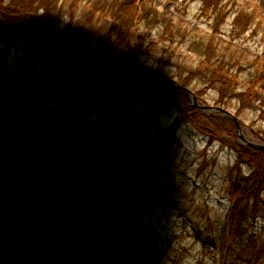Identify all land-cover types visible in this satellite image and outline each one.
I'll use <instances>...</instances> for the list:
<instances>
[{
	"label": "rangeland",
	"instance_id": "obj_1",
	"mask_svg": "<svg viewBox=\"0 0 264 264\" xmlns=\"http://www.w3.org/2000/svg\"><path fill=\"white\" fill-rule=\"evenodd\" d=\"M252 2L258 11L247 7ZM242 3L246 4L243 11L259 12L264 29V0H233L228 6L233 12L226 9L230 12L222 15L223 19L204 16L198 0L182 8H176L177 3L169 0H154L165 17L163 26L173 31L174 40H179L187 30L190 41L214 36L222 45L231 46L242 65L240 73L234 74L236 78L231 83L228 81L229 85L233 84L234 94L248 89L252 80L248 61L260 56L264 49V30L255 36L250 32L231 35L235 10H240ZM88 10L85 2H79L75 20ZM64 20L69 19L61 16L60 24L53 27L47 24L37 32L45 38L54 35L56 27L65 24ZM24 22L27 20L17 23L25 25ZM32 23L28 21V25ZM110 23L109 18H104L99 25ZM213 26L219 27L220 33H215ZM7 29L0 27V48L6 55L0 68V264H57V258L52 255L53 238L58 233L64 235L61 249L73 256L82 248V241L92 238L87 233L89 219L99 216L105 226L98 255L92 257L95 242L88 252L86 260L93 258L92 264H219L218 250L217 261L210 254L202 261L199 257L210 252L225 228L232 204L227 195L229 179H243L250 174L245 162L238 164L239 170L231 171L237 159L232 145H246L243 138L264 145V119L259 117V110L264 108L260 104L264 91L259 90L264 88L252 84L260 100H251L241 109L236 97L220 103L217 87L201 83L202 75L196 70L202 59L187 50L188 43L160 39L163 30L160 25L151 30H134L133 43L139 42L140 35L146 43H156L163 51L173 54L172 63L164 70L174 81L178 82L177 74L194 70V78L187 85L189 90H184L189 101L179 104L187 116L192 113L188 111L191 107H197L204 115L219 114L218 110L199 108L219 106L238 118L239 131L234 139L222 134L220 139L211 141L173 108L148 127L143 128L140 123L128 140L121 141L136 117L145 114L148 105L145 96L131 93L123 83L108 76L80 74L61 62L54 69H42L38 45L46 44L38 39L30 43L21 34ZM162 34L169 36L167 32ZM54 42L55 46L63 44L69 50L80 47L75 40L68 41L59 34L54 36ZM221 55L227 56V51H221ZM223 60L227 66L228 59ZM193 95L196 105L190 104ZM14 101L21 105L14 112L7 111L5 106ZM23 101L30 104L27 112ZM156 139L164 142V155L156 166L147 169L141 162L143 150ZM121 142L129 153L124 171L118 177L122 187L111 201L104 206L102 200L100 209L92 212L89 209L94 205L92 194L101 190L97 179L92 177L100 172L108 153ZM16 148L22 149L19 165L7 167ZM39 164L42 166L39 179L35 182L34 178V186L24 196V214L19 215L13 202L4 196L11 190L17 196L23 190L27 192L25 171L29 167L35 171ZM145 175L149 179H143ZM97 233L94 230L93 237ZM250 234L252 239L264 241L263 192L258 212L247 218L236 248L240 249ZM262 255L261 264H264V252Z\"/></svg>",
	"mask_w": 264,
	"mask_h": 264
},
{
	"label": "trees",
	"instance_id": "obj_2",
	"mask_svg": "<svg viewBox=\"0 0 264 264\" xmlns=\"http://www.w3.org/2000/svg\"><path fill=\"white\" fill-rule=\"evenodd\" d=\"M82 1L89 6V10L79 20H75L78 4ZM169 1L177 3L176 8H182L187 3L196 0ZM198 1L202 3L201 13L207 18L216 16L215 19H218L225 13L233 12V8L228 7L233 0ZM243 7H246L245 3H242L240 10H235L236 13H234L231 22V35H235L236 32L238 36L248 32L254 36L258 35L259 32L264 30L262 20L258 17L259 12L254 14L253 11H243ZM247 7L255 8L256 11L259 10L258 7L253 5V2ZM226 9H230V11H225ZM139 13L140 16L138 17ZM0 15L5 21L10 23H17L32 17L34 18L33 24L38 30L45 26L46 23L50 25L49 27L60 24L63 21L60 22L61 16L68 17L69 20H64L65 24L63 26L60 28L59 26L56 27L57 30L54 35L47 36L53 38L56 34H59L68 41L75 40L80 46L78 49L69 50L62 45L64 50L82 66L120 67L147 62L150 63V66L163 71L167 65L172 63L173 54L167 50L163 51L156 43H146L140 35H138V43L131 41V35L134 30H151L155 26L160 25L163 27L162 33L167 32L169 35L167 37V35L164 36L161 33L160 39L177 41L179 44L188 43L189 47L187 50L190 53L195 52L202 59L198 65L199 69L196 71L202 75L201 83L203 85L217 87L220 103H224L226 98L236 97L239 102V109H241V107L249 105L251 100H260L257 90L253 89L254 87L264 88V49L260 55L263 61H260V56L252 62L248 61L249 65H251L250 76H252L248 89L240 91L239 94H234V90H232L233 84L229 85L228 81L230 80L231 83L236 78L234 74L240 73L242 65L238 57H235V51L231 49V46L222 45L214 36L190 41L187 30L181 33L179 40H174L176 37L173 31L163 26L165 17L154 4V0H0ZM104 18H109L111 23L107 26H100L99 23ZM8 29L29 35L33 39L37 37L31 26H8ZM212 29L215 33H220L219 27L213 26ZM47 43L52 45L49 41ZM223 50L227 51V56H220ZM41 54L38 59L43 68L45 66H49L50 69L56 68L57 64L52 57L43 51H41ZM4 57V51L0 50V68L3 65ZM48 58H51V61H48ZM223 58L228 59L227 66L223 64ZM234 70L236 72L232 73ZM193 71L186 70L181 75L177 74L178 82L182 86L187 87L188 82L194 78L192 76ZM117 80L121 81L125 88L135 95L145 96L148 103L144 119L141 116L137 117L125 138L129 137L140 123H142L143 128L148 127L159 115L167 110H173V108H176L178 112L180 111L182 117L185 120L187 119L186 121H189L195 129L211 141L220 139L222 134H225L228 139L236 137L237 127L231 118L216 114L204 115L195 107L188 108V111L192 113L187 116L179 108L175 95H173L166 81L156 74L146 72L132 78H118ZM252 84H254L253 88ZM259 91L263 93L264 90ZM177 95L180 102L186 103L189 101L186 92L177 90ZM7 98L10 99V97ZM262 100L260 104L264 107V100ZM20 105L21 102L14 101L7 106L14 111ZM24 105V110L27 112L30 104L24 103ZM259 117L264 119V108L259 110ZM255 134L258 136L259 132L256 131ZM157 140L159 141V139ZM156 142L147 146L143 152L148 168L164 152V142L160 141V146L155 147ZM232 147L235 150L237 159L231 171L239 170L237 168L238 164L245 162L250 167V174L243 179L239 177L229 179L227 195L231 199L232 204L229 216L225 222V226L226 224L229 226V231L226 234L223 229L220 240L222 243L221 250L226 262L231 261L238 250L236 241L242 234L247 218L254 216L258 212V203L262 192L264 193V150L241 144H233ZM128 155L129 153L125 147L111 151L108 165L112 170V177L121 172V167ZM17 166L18 162L15 163V167ZM31 169L27 170L29 175L32 174ZM113 186V179H110L107 189L108 198L111 195ZM252 238L253 234H250V238L246 240L244 238L240 248L244 254L242 259H246L251 264H258L263 260L262 253L264 251H262V248L264 247V241ZM88 246L89 244L86 243L71 262L67 261V264H79L83 261Z\"/></svg>",
	"mask_w": 264,
	"mask_h": 264
},
{
	"label": "water",
	"instance_id": "obj_3",
	"mask_svg": "<svg viewBox=\"0 0 264 264\" xmlns=\"http://www.w3.org/2000/svg\"><path fill=\"white\" fill-rule=\"evenodd\" d=\"M29 22H31V20H28ZM27 22H24L25 24H28ZM3 25H7L4 21H2V19L0 18V27H2ZM58 59L60 61H62L63 63L69 65L71 68H74L75 70L84 73V74H90V75H96V76H102V75H118L122 78H128V77H132L135 76L141 72H151V73H155L159 76H161L162 78H164L166 80V82L169 84V86H171L172 88H179V89H184L187 90L186 88L180 86L179 84L173 82V80L171 78H169L168 76H166L164 73H162L161 71L150 67L148 65H137V66H129V67H119V68H113V67H106V68H97V67H82L79 64L75 63L74 61H72L68 55L60 53L59 55H57ZM196 97L193 95L192 96V101L193 104L195 101ZM196 105V104H195ZM201 109L203 108H210V109H214V110H222L223 114L231 116L232 118H234V120L237 123V126L239 127V121L238 119L231 114L230 112L223 110L220 107L217 106H199ZM241 138H243L241 136ZM247 144H249L250 146L253 147H258V148H263L264 149V145L262 143L256 144L253 141L250 140H246L245 138H243Z\"/></svg>",
	"mask_w": 264,
	"mask_h": 264
},
{
	"label": "bare ground",
	"instance_id": "obj_4",
	"mask_svg": "<svg viewBox=\"0 0 264 264\" xmlns=\"http://www.w3.org/2000/svg\"><path fill=\"white\" fill-rule=\"evenodd\" d=\"M134 77V76H133ZM109 78H111L112 80H114V76H109ZM120 82V81H119Z\"/></svg>",
	"mask_w": 264,
	"mask_h": 264
}]
</instances>
